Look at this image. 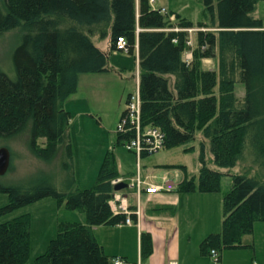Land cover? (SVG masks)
<instances>
[{
	"label": "trees",
	"instance_id": "obj_1",
	"mask_svg": "<svg viewBox=\"0 0 264 264\" xmlns=\"http://www.w3.org/2000/svg\"><path fill=\"white\" fill-rule=\"evenodd\" d=\"M260 1L201 0L202 19L194 25L175 12L154 9L149 0H0V36L23 29L11 56L14 77L0 69V139L28 134L32 152L44 160L53 159L66 141L70 161L64 133L71 114L64 102L78 91L80 75L110 70V53L123 37L128 54L138 57L142 126L163 134L162 149L194 151L200 134L197 179L179 181L177 191L219 192L222 178L229 179L222 229L203 239L202 253L249 246L243 237L264 221V179L247 170L264 168V27L252 14ZM192 28L198 30L189 44ZM95 32L100 40L111 38L108 51L93 42ZM214 57L216 68L202 67L203 59ZM134 135V130L117 132L116 143L124 145ZM40 138L45 144L37 148ZM237 165L239 171L231 172ZM120 177L109 151L90 188L78 189L73 178L66 190L46 184L24 193L0 186L10 197L0 218L53 197L83 213L86 223L60 222L34 264H114L116 256L103 251L93 227L124 222L125 215L114 214L109 205L113 181ZM30 253L28 215L0 221V264H27ZM151 254V236L142 233L141 258Z\"/></svg>",
	"mask_w": 264,
	"mask_h": 264
},
{
	"label": "rangeland",
	"instance_id": "obj_2",
	"mask_svg": "<svg viewBox=\"0 0 264 264\" xmlns=\"http://www.w3.org/2000/svg\"><path fill=\"white\" fill-rule=\"evenodd\" d=\"M153 6L164 8L169 12H175L181 17L187 18L194 25L202 19L203 6L201 0H154ZM252 14L255 18H261L264 24V0L258 2ZM197 30L198 28L191 30L192 43L195 38L194 33ZM22 32V28H16L8 30L0 36V69L10 78L14 77L11 56L15 47L19 44ZM95 33L96 35L91 37L93 42L102 50L108 51L111 38L108 36L106 39L100 40L98 33ZM216 63L217 59L215 57L204 59L202 67L214 69L217 67ZM108 65L110 68L115 67L116 71L97 75L90 74L89 76L93 77L89 79L88 77H83L80 81V86L78 83V91L64 102V109H71L72 111L68 130L64 133V140L69 136L72 159L69 161L66 156V141L59 146L53 159L44 160L41 156L32 152L28 134L0 139V147H6L10 152L9 169L4 175H0L1 187H18L21 192L26 193L33 192L38 187L46 184H53L59 190H66L72 183L73 178L75 186L90 188L95 183L106 153L109 151L114 153L120 175L126 174L127 168L136 173L139 166L143 172L146 165L149 168L154 167L160 170L157 173H160L161 176L156 177L154 183H160L163 178L173 181V183H179L184 175L189 179H197L199 133H197L198 138L194 143L196 147L194 151H186L183 147L161 148L157 152L149 153L139 159L133 152L127 151L124 146L116 143L117 124L122 112L126 109L127 95L135 91L134 77L137 73V67L133 55L117 51L110 53ZM123 68L125 70L121 73L120 70H123ZM87 113L93 116H88ZM36 142L37 148L45 144L43 138L38 139ZM206 144V157L211 158L209 145L207 142ZM162 169H165L164 172L166 173H163ZM239 169L240 165H237L231 172H238ZM247 170L250 174L259 175V178L264 179L263 167L260 170L256 165H248ZM222 171L226 170L222 169ZM167 172L170 173L169 177L165 175L168 174ZM141 178L143 177L141 176ZM127 183L132 184L131 178ZM228 188L229 179L225 176L221 180V190L219 192H193L195 193L194 198H199V196H204V198L212 197L211 203H202L199 207L197 206L198 210L193 215H190L185 210H180L173 214L175 225L181 229L190 230L186 236L191 235L190 243H196L194 247L197 258L196 264H251L252 249H224L220 254V256L223 255L222 260L221 257L220 260L211 259L208 254L206 256L201 251L200 246L204 237L206 238L217 229L219 231L222 229V199L223 193ZM126 191L128 194H132L133 188ZM172 192H163V194H173ZM9 201L8 193L0 192V207L7 205ZM196 203L195 200L194 205ZM191 206L188 203L184 205L185 208ZM177 208H179V205H177ZM127 211L130 213V218L135 216L138 220L140 209L139 215L135 214L136 208L133 210L128 208ZM20 215H28L30 220L32 255L46 251L49 241L57 235L56 225L58 221L86 222V217L83 213L67 209L64 203L59 205L58 201L53 197H44L19 207L10 214L0 218V221L7 222ZM262 223L264 221L256 222L252 232L245 235L243 239L248 240L251 246H256L258 242V249L261 253H264V236H262L264 235V226ZM117 225L128 228L124 225V222ZM108 227L113 226H96L93 229L97 239L99 241L106 239L108 247L112 249L114 238L117 241V233L119 231ZM124 232L128 231L125 230ZM202 236L203 239L201 238ZM132 240H134L133 230L129 231L125 250L130 256H135L137 255L138 245L132 243ZM167 248L171 250L170 246ZM246 255H248V258H245ZM129 260L130 262L135 261L130 258Z\"/></svg>",
	"mask_w": 264,
	"mask_h": 264
},
{
	"label": "crops",
	"instance_id": "obj_3",
	"mask_svg": "<svg viewBox=\"0 0 264 264\" xmlns=\"http://www.w3.org/2000/svg\"><path fill=\"white\" fill-rule=\"evenodd\" d=\"M262 24H263V20H262ZM263 27H264V24H263ZM134 59H135L136 67H137V73H136V76L134 77L135 78V91H136L138 90V84H139V65H138L137 55L134 56ZM202 61H204V59ZM124 70L125 68H123V70L121 69L120 72L123 73ZM110 71H116L115 67L110 68L108 72ZM89 75L90 74H87V75L83 74L80 76L79 82H78L79 86H80V81L81 79H83V77H86V78L88 77V79L93 77ZM92 75H97V74H92ZM84 81H85V78H84ZM71 106H72V103H71ZM67 111L70 114H72L71 109ZM87 115L93 116L92 114H89V113H87ZM127 170L125 171L126 174L120 175L121 176L120 179L124 180L125 182H129L130 178H133L136 174L134 171H131V169L129 170V168H127ZM162 170H163V173H166L164 172L165 169H162ZM158 171L160 170L154 167L149 168L145 165L144 171L142 172V168L140 170V166H139V175L141 174V176L144 178L142 179L147 183H154V181L156 180V177L161 176L160 173H157ZM167 173L168 174H165V175L169 177L170 173L169 172ZM185 178L186 176L184 175L180 179V181ZM76 186L78 189L86 188V187H80L79 185H76ZM130 188H132V186H130L128 189ZM124 190L119 192L118 196H123L125 198L124 203L131 210L135 209L136 206L138 205L140 209V216L138 220L136 219L135 216H132L131 218L132 223L124 224L128 228H123L124 226H121V225L108 227L111 229L115 228L119 231L117 233V241L114 238L112 249L108 247L109 245L108 243H106L105 241L106 239H104L103 241H99L97 239L94 229H93L94 236L97 242L102 246L103 251L107 255H110V256L125 258L123 259L125 262L124 264H196L195 261L197 258H196V253L194 252V247L196 243H190V238H192L191 235L186 236L187 232H189L190 230L181 229L180 227H177L175 225L173 214H176L180 210H185L190 215H193L194 212L198 210V207L202 203H205V204L211 203L212 197L208 196L207 198H204V196H199V198H194L195 193L184 194V193L178 192L177 190L172 192L173 194H163L159 192L155 194H147L145 192H142L137 202L136 193H135L134 188H133L132 194H128L126 191L127 189H124ZM224 194L225 193H223V195ZM190 196H193V197H190ZM186 197H190V198L185 199ZM195 200L197 202L196 205H194ZM185 203H188L189 206L191 204L192 206L189 208H185L184 207ZM177 205H179V208H177ZM60 222L80 223V222L67 221V220H63ZM60 222L59 221L57 222V225H56L57 229H58V224ZM85 223H81V224H85ZM262 225L264 226V223H262ZM125 230L128 232H124ZM131 230L134 231V240H132V243L138 245L137 255L135 256L134 255L130 256L125 250L127 237H129V231ZM219 232L220 231L218 229L213 231V233H219ZM142 233L149 234L151 236V241H152V254L149 257L144 258V259L141 258V235ZM122 238H124L123 241H122ZM201 238L203 239V236ZM242 241L245 244H249L248 240L243 239ZM168 246L171 247V250H168L167 248ZM245 249H250V250L252 249L253 251L252 252L253 258L252 256L250 257L251 264L253 262H256V263L258 262L257 264H264V253H261L260 250L258 249V242L256 246H251V244H249V246L245 247ZM41 254L43 253H40L37 255H32L30 253V260L28 261L27 264H33L35 257ZM206 256H207V253H206ZM222 256H220L221 260H222ZM246 257L248 258V255H246L245 258ZM129 258L135 261L130 262Z\"/></svg>",
	"mask_w": 264,
	"mask_h": 264
},
{
	"label": "built area",
	"instance_id": "obj_4",
	"mask_svg": "<svg viewBox=\"0 0 264 264\" xmlns=\"http://www.w3.org/2000/svg\"><path fill=\"white\" fill-rule=\"evenodd\" d=\"M153 2V0H150ZM192 29H188L191 32ZM115 50L122 53H128V47L126 40L123 37H117L115 42ZM141 100L138 90L130 94L128 97V102L126 104V109L121 116L117 124V132H125L134 130L135 135L129 141L125 143V148L129 151H133L135 155L140 158L143 152L153 153L157 152L163 147L164 139L163 134L154 127L145 126L141 124ZM119 180H115L113 183H117ZM132 186L136 190L137 199L142 192L147 194H155L158 192H170L174 189V183L166 178H163L160 183H146L139 175V167L136 175L132 179ZM118 201L119 203H115ZM125 199L120 196H116L115 200L111 201V207L114 213H125V223L130 224L131 218L130 213H128V207L124 203ZM136 215H139V207L136 206ZM210 256L212 259H218V252L214 249L210 251ZM114 264H122V260L115 258L113 260ZM256 264V263H253Z\"/></svg>",
	"mask_w": 264,
	"mask_h": 264
},
{
	"label": "water",
	"instance_id": "obj_5",
	"mask_svg": "<svg viewBox=\"0 0 264 264\" xmlns=\"http://www.w3.org/2000/svg\"><path fill=\"white\" fill-rule=\"evenodd\" d=\"M10 166V152L6 147H0V175H4ZM129 184L120 181L113 185L115 192L121 191L123 189H128Z\"/></svg>",
	"mask_w": 264,
	"mask_h": 264
}]
</instances>
